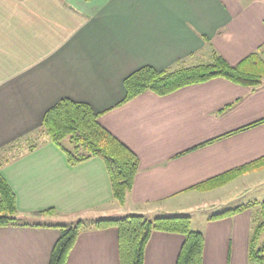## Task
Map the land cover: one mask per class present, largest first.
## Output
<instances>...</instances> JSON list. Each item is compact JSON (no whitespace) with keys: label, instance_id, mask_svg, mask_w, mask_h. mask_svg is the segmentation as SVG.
Instances as JSON below:
<instances>
[{"label":"crops","instance_id":"1","mask_svg":"<svg viewBox=\"0 0 264 264\" xmlns=\"http://www.w3.org/2000/svg\"><path fill=\"white\" fill-rule=\"evenodd\" d=\"M260 47L263 0H0V156L11 155L0 171L20 221L0 227V264H48L59 226L135 214L189 216L192 227L201 214L193 229L205 237L203 264H249L260 206L209 218L264 202V170L212 191L193 188L264 156V80L249 88L213 79L118 104L124 80L141 67L211 64L214 52L237 65ZM63 98L101 113V124L138 156L124 205L100 158L70 165L43 133L44 114ZM184 240L154 232L144 264H177ZM67 264H120L118 229L84 230Z\"/></svg>","mask_w":264,"mask_h":264},{"label":"trees","instance_id":"2","mask_svg":"<svg viewBox=\"0 0 264 264\" xmlns=\"http://www.w3.org/2000/svg\"><path fill=\"white\" fill-rule=\"evenodd\" d=\"M208 42L207 38H204ZM263 47L237 65L229 64L218 53L213 54L211 64L158 71L144 66L131 73L125 80L126 96L118 104L122 106L133 99L151 92L164 97L185 87L225 79L233 84L249 88L259 87L264 80ZM101 113L83 102L69 98L61 99L46 111L42 131L51 143L61 148L70 165H77L91 158H100L107 169L112 184L114 199L124 205L133 190L139 172V158L125 143L105 128L100 122ZM68 142L69 147L65 145ZM264 169V156L254 162L199 184L194 190L200 192L221 188L241 175ZM261 208V221L254 220L249 241V264H264V202H252L217 213L209 220L234 216L253 206ZM15 192L0 171V227L20 225L17 218ZM53 209L43 213H53ZM116 227L119 232L120 264H144L146 248L154 232L180 234L185 240L177 264H203L205 237L192 228L189 216H172L148 219L142 215L123 218L99 219L91 222L79 221L73 225L59 226L61 235L55 243L48 264H67L78 237L86 229H108Z\"/></svg>","mask_w":264,"mask_h":264},{"label":"rangeland","instance_id":"3","mask_svg":"<svg viewBox=\"0 0 264 264\" xmlns=\"http://www.w3.org/2000/svg\"><path fill=\"white\" fill-rule=\"evenodd\" d=\"M245 2H248V1H253V0H244ZM262 1V0H261ZM264 1V0H263ZM210 62V61H209ZM35 137V136H34ZM32 138V137H31ZM32 139H35V138H32ZM27 143H25L24 145V147H29L30 146V144H32L31 146H33L34 144V141H32V140H29V141H26ZM32 142V143H31ZM24 143V142H23ZM30 146V147H31ZM67 147H69V145H66ZM9 155V156H8ZM9 157H11V155L8 153V154H4L3 155V157L2 156H0V165H2V162H5V159H7V158H9ZM264 170V169H263ZM262 177V176H261ZM117 204H118V202H117ZM118 205H120V204H118ZM214 212H218V211H214ZM200 216H201V214H194V216L192 217L193 218V227H194V229H198L199 228V221L201 220L200 219ZM25 220V219H24ZM23 220V221H24ZM27 220V219H26ZM151 220V219H150ZM35 221V219H33L31 222H34ZM192 227V228H193Z\"/></svg>","mask_w":264,"mask_h":264}]
</instances>
